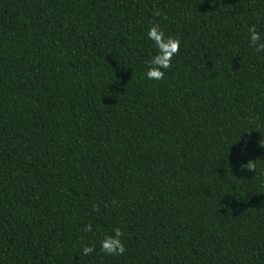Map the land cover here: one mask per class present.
Masks as SVG:
<instances>
[{
  "label": "trees",
  "instance_id": "1",
  "mask_svg": "<svg viewBox=\"0 0 264 264\" xmlns=\"http://www.w3.org/2000/svg\"><path fill=\"white\" fill-rule=\"evenodd\" d=\"M252 25L264 0H0V264H264ZM114 227L123 255H80Z\"/></svg>",
  "mask_w": 264,
  "mask_h": 264
},
{
  "label": "clouds",
  "instance_id": "2",
  "mask_svg": "<svg viewBox=\"0 0 264 264\" xmlns=\"http://www.w3.org/2000/svg\"><path fill=\"white\" fill-rule=\"evenodd\" d=\"M144 38L150 43V47L154 49V53L145 60L143 75L147 80L159 81L164 78L166 70L171 68L173 59L179 51L181 41L176 37L166 35L158 24L150 26L144 33ZM247 42L250 48H254L257 52H264V34L258 32L255 25L248 28ZM259 144L261 147H264L261 140ZM248 165L249 162L245 167L251 170ZM84 231L91 232L92 226L86 224L84 226ZM122 237L123 233L121 229L119 227H114L111 234L104 235L96 244L90 243L83 245L80 249V255H91L96 250V246H98L99 250L105 255H123L125 247Z\"/></svg>",
  "mask_w": 264,
  "mask_h": 264
}]
</instances>
